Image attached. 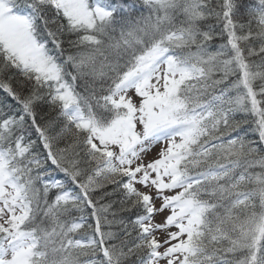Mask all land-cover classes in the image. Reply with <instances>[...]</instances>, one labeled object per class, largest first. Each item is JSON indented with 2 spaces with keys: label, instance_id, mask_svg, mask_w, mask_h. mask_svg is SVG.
Instances as JSON below:
<instances>
[{
  "label": "snow or ice",
  "instance_id": "1",
  "mask_svg": "<svg viewBox=\"0 0 264 264\" xmlns=\"http://www.w3.org/2000/svg\"><path fill=\"white\" fill-rule=\"evenodd\" d=\"M0 264H264V0H0Z\"/></svg>",
  "mask_w": 264,
  "mask_h": 264
}]
</instances>
